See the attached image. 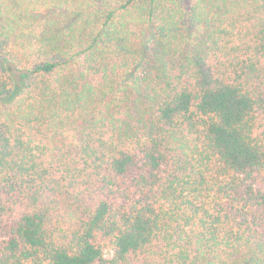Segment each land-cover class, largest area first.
<instances>
[{"label":"trees","instance_id":"trees-1","mask_svg":"<svg viewBox=\"0 0 264 264\" xmlns=\"http://www.w3.org/2000/svg\"><path fill=\"white\" fill-rule=\"evenodd\" d=\"M0 264H264V0H0Z\"/></svg>","mask_w":264,"mask_h":264}]
</instances>
